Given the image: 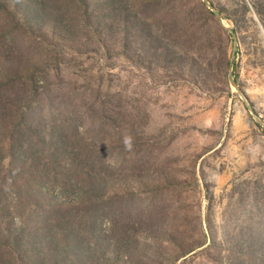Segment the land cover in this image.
<instances>
[{
	"label": "rangeland",
	"instance_id": "1",
	"mask_svg": "<svg viewBox=\"0 0 264 264\" xmlns=\"http://www.w3.org/2000/svg\"><path fill=\"white\" fill-rule=\"evenodd\" d=\"M45 1L61 29L0 12V107L23 96L45 139L19 163L48 207L28 237L88 264H264V0Z\"/></svg>",
	"mask_w": 264,
	"mask_h": 264
},
{
	"label": "trees",
	"instance_id": "2",
	"mask_svg": "<svg viewBox=\"0 0 264 264\" xmlns=\"http://www.w3.org/2000/svg\"><path fill=\"white\" fill-rule=\"evenodd\" d=\"M61 1L72 3L73 0ZM55 9L58 11L61 7L57 6ZM48 11L50 9L45 0H0V12L11 16L13 20H19V13H24L30 18H49L56 28L61 29L64 26L62 17L49 15ZM23 98L20 96L15 101H6V104L0 107L2 111L0 114V264H88L89 257L85 256L74 241L66 237L64 239L49 237L42 247L41 245L38 247L36 237H28L31 235L30 229L27 228L30 224L29 220L36 217L44 221L43 215L34 214L33 211L44 210L42 206L45 208V203L38 197H33L31 188L36 186L38 190L37 185L43 176L21 177L23 167L20 164L26 161L24 156L26 144H40L45 142V139L32 125L25 124L26 112L21 110V105L18 103ZM12 164H14L13 169ZM52 172L55 173L54 170ZM17 182H20L22 188L16 184ZM30 188L31 192H29ZM99 190L96 184L91 185L90 188L82 186L78 189L76 197L71 199V204H94L105 197L99 193ZM9 194L17 196L19 209L14 213L17 217L26 220L22 225H13L11 205L8 202ZM43 247L44 253L38 251Z\"/></svg>",
	"mask_w": 264,
	"mask_h": 264
},
{
	"label": "clouds",
	"instance_id": "3",
	"mask_svg": "<svg viewBox=\"0 0 264 264\" xmlns=\"http://www.w3.org/2000/svg\"><path fill=\"white\" fill-rule=\"evenodd\" d=\"M124 143H125V147L130 150L131 147H132V139H131V137H126L125 140H124Z\"/></svg>",
	"mask_w": 264,
	"mask_h": 264
},
{
	"label": "water",
	"instance_id": "4",
	"mask_svg": "<svg viewBox=\"0 0 264 264\" xmlns=\"http://www.w3.org/2000/svg\"><path fill=\"white\" fill-rule=\"evenodd\" d=\"M203 2H204L209 8L213 9V8L211 7V5H209V3L207 2V0H203ZM213 12L215 13V15H216L217 17H219V15H218V13H217L216 11L213 10ZM232 85H233L235 88H237V86H236V84L234 83V81H232Z\"/></svg>",
	"mask_w": 264,
	"mask_h": 264
}]
</instances>
